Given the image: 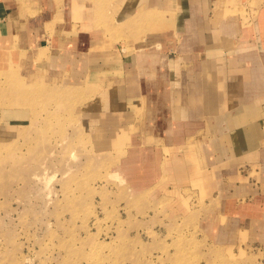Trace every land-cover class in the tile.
Listing matches in <instances>:
<instances>
[{"label": "rangeland", "instance_id": "1", "mask_svg": "<svg viewBox=\"0 0 264 264\" xmlns=\"http://www.w3.org/2000/svg\"><path fill=\"white\" fill-rule=\"evenodd\" d=\"M212 19L219 46L251 49L243 57L264 75V0H215ZM40 65L27 60L28 80L16 86L17 72L0 76V108L23 111L0 131V264H264V166L226 171L204 131L166 147L171 164L180 153L184 166L154 173L144 161L162 147L158 128L137 147L97 151L80 89ZM178 171L186 179L180 217L169 214L178 203L170 180L135 191L126 179Z\"/></svg>", "mask_w": 264, "mask_h": 264}, {"label": "crops", "instance_id": "2", "mask_svg": "<svg viewBox=\"0 0 264 264\" xmlns=\"http://www.w3.org/2000/svg\"><path fill=\"white\" fill-rule=\"evenodd\" d=\"M214 4L215 0H0V76L17 72L10 83H24L27 60L64 72L63 85L80 89L81 121L86 133L96 138L97 151L137 147L158 128L162 147L144 161L153 173L166 163L184 166L180 153L171 164L166 147L171 141L180 146L186 136L201 131L214 140L221 152L215 164L225 162L226 171L264 166V75L243 57L254 55L251 49L219 46ZM143 40L147 46L142 47ZM19 108H0L2 136L20 123L11 120L22 115ZM148 124L151 129H144ZM170 178L126 177L135 191L170 180L168 197L176 196L178 203L169 214L180 217V199H185L181 184L186 179L179 171ZM175 185L181 190H173Z\"/></svg>", "mask_w": 264, "mask_h": 264}, {"label": "bare ground", "instance_id": "3", "mask_svg": "<svg viewBox=\"0 0 264 264\" xmlns=\"http://www.w3.org/2000/svg\"><path fill=\"white\" fill-rule=\"evenodd\" d=\"M153 14V13H152ZM156 14H158V13H156ZM157 16H159V14L157 15ZM157 16H155V17H157ZM162 16V15H161ZM150 17V16H149ZM151 18H153V17H151ZM156 19V18H155ZM159 19V18H158Z\"/></svg>", "mask_w": 264, "mask_h": 264}]
</instances>
